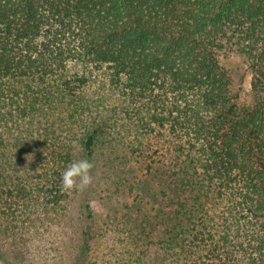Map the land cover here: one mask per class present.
Instances as JSON below:
<instances>
[{
    "label": "trees",
    "instance_id": "16d2710c",
    "mask_svg": "<svg viewBox=\"0 0 264 264\" xmlns=\"http://www.w3.org/2000/svg\"><path fill=\"white\" fill-rule=\"evenodd\" d=\"M83 159L128 191L103 224L62 185ZM74 209L70 264L119 217L104 264H264V0H0V236L52 261Z\"/></svg>",
    "mask_w": 264,
    "mask_h": 264
},
{
    "label": "rangeland",
    "instance_id": "374dc122",
    "mask_svg": "<svg viewBox=\"0 0 264 264\" xmlns=\"http://www.w3.org/2000/svg\"><path fill=\"white\" fill-rule=\"evenodd\" d=\"M222 63L232 75L234 87L236 89H240L241 91V103L243 105L250 103L252 75L247 69L246 59L238 53H232L224 59ZM112 145H114L113 142L108 143V151ZM99 170H101L99 171V173H101L104 168L100 166ZM126 171L128 173V170ZM91 174L93 176L92 184L83 191L78 190L77 196L80 199V203H84V205L90 204L93 207L95 211V221L103 224L107 216L112 214L110 207H112L113 201L117 202L118 207L122 208L124 201L127 199L126 196L128 191L125 190L123 186L122 194L114 196L110 185H108L105 181L108 177H105L103 181L98 183L99 177L95 174V172L91 171ZM136 191L137 190H135V194ZM116 197H118V200H116ZM119 197H123V200L120 201ZM131 198L134 199L135 196H131ZM79 199L77 198V203L79 202ZM123 212H125V210H119V215ZM70 216L71 223L69 225L66 224L67 229L63 239L61 240L63 241L62 249L59 246L61 241L60 236L57 233V230H59L58 227L53 226L54 234H50L46 238V241L52 244L53 248L49 249L54 251V253L51 254V256H53L52 259L54 260H41V257H46V255L43 254V249L45 247L39 245L38 243L35 244L37 249H32V251L30 250L31 252L14 253L9 245L4 243L3 238L0 236V264H70L67 260H69L73 253V250L71 249H73V244L75 240H77L78 234L81 231L80 228L83 224L82 219L78 218L79 215H77V209H74L70 213ZM110 225V230L105 236L97 237L93 240L88 264H104L107 261H115L117 258L126 259L123 252L117 255V253L122 251L121 249L126 246H122V242H117V239L122 240L123 237H127V233L125 231L126 223L119 217L112 220ZM32 253H38L39 255L36 256Z\"/></svg>",
    "mask_w": 264,
    "mask_h": 264
},
{
    "label": "clouds",
    "instance_id": "9594fccd",
    "mask_svg": "<svg viewBox=\"0 0 264 264\" xmlns=\"http://www.w3.org/2000/svg\"><path fill=\"white\" fill-rule=\"evenodd\" d=\"M94 164L87 159L72 163L65 168L62 173L61 181L65 190H79L83 191L89 187L93 182L91 170Z\"/></svg>",
    "mask_w": 264,
    "mask_h": 264
}]
</instances>
